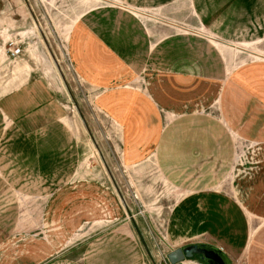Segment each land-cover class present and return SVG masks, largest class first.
I'll return each mask as SVG.
<instances>
[{
  "label": "crops",
  "instance_id": "0c3cea01",
  "mask_svg": "<svg viewBox=\"0 0 264 264\" xmlns=\"http://www.w3.org/2000/svg\"><path fill=\"white\" fill-rule=\"evenodd\" d=\"M175 1L123 0L143 8ZM192 3L221 39L251 36L246 29L252 32L259 17L252 6L264 10V0ZM142 20L109 7L85 11L66 34V63L115 125L123 162L151 157L165 181L184 192L170 209L165 241L211 246L230 264H264V190L232 195L220 186L239 147L264 145V62L255 57L223 77L219 53L228 44L217 43L218 53L206 39L162 36ZM63 118L57 95L31 72L0 93V181L12 189L22 180L46 184L39 191L41 236L3 243L0 264H148L143 227L111 190L65 173L76 149ZM246 214L260 220L249 238Z\"/></svg>",
  "mask_w": 264,
  "mask_h": 264
},
{
  "label": "rangeland",
  "instance_id": "374dc122",
  "mask_svg": "<svg viewBox=\"0 0 264 264\" xmlns=\"http://www.w3.org/2000/svg\"><path fill=\"white\" fill-rule=\"evenodd\" d=\"M190 1L194 14H191L188 0H176L162 8L136 7L123 0H0V93L16 85L28 72L42 77L64 106L65 137H72L75 143L76 154L72 163L65 166V173L77 172L74 178L90 177L91 181L111 190L129 219L143 227L148 264L161 263L165 254L175 248L174 243L165 241V233L170 209L184 192L173 189L165 181L151 157L136 165L123 162L115 125L98 110L96 93L73 75L63 49L68 29L85 11L109 7L144 19L148 28H157L162 36L175 33L203 38L220 51L222 47L217 43L228 44L223 55L216 49L223 58V77L255 57L264 62V10H258L259 4L252 6L256 9L253 12L259 13L251 25L252 32L246 29L251 36L221 39L200 19L198 6ZM243 23L238 21L240 25ZM10 41L20 47L21 53L16 58L8 56ZM243 48L254 52L255 56L248 55L241 50ZM237 156L238 162L220 183L222 189L232 195L239 188L244 193L254 188L263 191L264 145L248 148L243 145L236 150L235 158ZM41 180L30 179L26 185L23 180L17 181L13 189L0 181V246L3 243L12 246V242L19 243L25 237L38 239L41 236L45 197L39 191L46 185ZM259 221L246 214L247 238ZM190 242L187 239L176 245Z\"/></svg>",
  "mask_w": 264,
  "mask_h": 264
},
{
  "label": "water",
  "instance_id": "95a60500",
  "mask_svg": "<svg viewBox=\"0 0 264 264\" xmlns=\"http://www.w3.org/2000/svg\"><path fill=\"white\" fill-rule=\"evenodd\" d=\"M160 264H177L188 259H198L204 264H230L216 248L203 244H187L170 250Z\"/></svg>",
  "mask_w": 264,
  "mask_h": 264
},
{
  "label": "built area",
  "instance_id": "2783aa9c",
  "mask_svg": "<svg viewBox=\"0 0 264 264\" xmlns=\"http://www.w3.org/2000/svg\"><path fill=\"white\" fill-rule=\"evenodd\" d=\"M7 53H8L9 57L16 58L20 55L21 50H20V47L18 45H16L14 42L10 41L8 43ZM177 264H204V263L198 259L192 258V259L184 260V261L177 263Z\"/></svg>",
  "mask_w": 264,
  "mask_h": 264
}]
</instances>
